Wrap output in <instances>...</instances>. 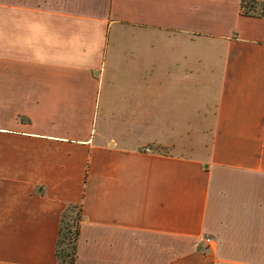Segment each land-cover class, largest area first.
<instances>
[{
    "label": "crops",
    "instance_id": "1",
    "mask_svg": "<svg viewBox=\"0 0 264 264\" xmlns=\"http://www.w3.org/2000/svg\"><path fill=\"white\" fill-rule=\"evenodd\" d=\"M69 204L74 264H264V14L0 0V264H58Z\"/></svg>",
    "mask_w": 264,
    "mask_h": 264
},
{
    "label": "trees",
    "instance_id": "2",
    "mask_svg": "<svg viewBox=\"0 0 264 264\" xmlns=\"http://www.w3.org/2000/svg\"><path fill=\"white\" fill-rule=\"evenodd\" d=\"M242 8L246 14H264V0H242ZM82 220L80 204H69L62 212L56 243L58 264H74Z\"/></svg>",
    "mask_w": 264,
    "mask_h": 264
},
{
    "label": "rangeland",
    "instance_id": "3",
    "mask_svg": "<svg viewBox=\"0 0 264 264\" xmlns=\"http://www.w3.org/2000/svg\"><path fill=\"white\" fill-rule=\"evenodd\" d=\"M209 96V95H208ZM207 112H211V106H208L207 107ZM200 116H196V115H193V123H198L200 120H199ZM173 135L175 134V137L177 136V139H179L180 142L182 143H186L187 144V141L189 140V138L191 137V134L189 135H186L185 132H172ZM194 133H195V130L193 132V136H194ZM199 134V132H198ZM195 138V137H194ZM194 142L196 141V139H193Z\"/></svg>",
    "mask_w": 264,
    "mask_h": 264
},
{
    "label": "built area",
    "instance_id": "4",
    "mask_svg": "<svg viewBox=\"0 0 264 264\" xmlns=\"http://www.w3.org/2000/svg\"><path fill=\"white\" fill-rule=\"evenodd\" d=\"M203 241L206 242L207 244H210L212 242V237L205 235L203 236Z\"/></svg>",
    "mask_w": 264,
    "mask_h": 264
}]
</instances>
